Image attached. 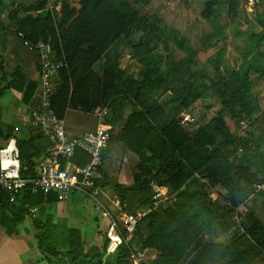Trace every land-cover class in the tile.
Here are the masks:
<instances>
[{"label":"trees","instance_id":"obj_1","mask_svg":"<svg viewBox=\"0 0 264 264\" xmlns=\"http://www.w3.org/2000/svg\"><path fill=\"white\" fill-rule=\"evenodd\" d=\"M50 1L59 5L58 11L47 7ZM215 3L216 0L204 2V18H209ZM78 4L79 8L75 9L67 0H38L26 11L40 13L29 15L23 22L17 21L16 33L22 32L28 40L49 42L55 59L63 62L64 67L59 72V81L50 100L51 109L60 119L62 117L56 112L54 103H73L79 95L88 91L96 93L100 90L97 95L99 102L95 106L101 104L106 105L105 108L112 107L113 98L123 93L133 100V105L139 104L141 107L142 111H133L125 120L119 139L132 151L149 154L141 160V164H151L154 177L164 188L165 197L174 198V202L163 215L153 214L148 218L151 233L143 238L140 250L155 248L159 252L157 259L150 264H254L264 253V226L251 214L246 213L240 223L243 234L231 233L225 244H216L212 240L216 231H229L223 221L224 213L238 208L253 185L264 182V174L258 176L250 171L256 165L257 169L264 172V157L260 155L258 147L250 143V133H246L244 138L230 135L221 112L213 119V131L200 128L193 137L182 129L179 119L154 122L160 105L157 97L152 99L151 94L160 85H164V91L171 92V100L182 105L191 95L196 94H191L194 86L189 81H184L181 89L173 90L169 87L178 73L189 72L191 61L186 59L174 62L171 57L162 58L159 53H152L143 47L142 40L150 30L157 29L155 17H146L127 3H119L117 0H78ZM256 25L262 30L248 35L238 69H226L224 76L219 79L220 84L229 90L226 97L222 96L223 108L238 109L240 117L248 121L260 110L257 97L251 92V74L264 77V64L261 62L264 55L253 51L264 42V14L256 18ZM136 35L138 37L135 39ZM118 40H125V45L137 50L141 48L140 52L150 56V61L144 65L145 60L138 59L141 70L137 79L127 77L125 71L119 69L116 60L104 67L101 78H96L92 66ZM136 57L132 56L135 60ZM163 59L165 63L161 70ZM216 69L219 71L218 66ZM11 75L15 76L16 73ZM90 86L92 88L88 89ZM130 130L135 136L136 145L141 146L139 149L124 139L123 135ZM218 135L220 139H216ZM222 139L233 145V151L227 150ZM17 147L19 162L27 165L26 168L20 166L22 176L33 178L36 167L28 141H18ZM238 150L243 152L241 157L237 156ZM230 157L233 158L232 162L227 160ZM194 173L207 179L210 187L220 186L225 191L226 204L220 207L221 215L214 207L215 204L207 198L203 183L201 189L184 191L183 187ZM105 185L103 175L100 186ZM145 186L149 189L148 182ZM117 190L119 187L116 186ZM37 195L27 193L16 204H8L5 195L0 192V202L10 206L24 205ZM39 221L34 220L35 228L41 231L38 249L48 263L59 264L66 256L70 259L82 257L87 264H97L101 259L98 253L90 256L95 248L85 253L71 250L68 243L62 244V240L53 237L50 225ZM114 263L136 264L126 247H121Z\"/></svg>","mask_w":264,"mask_h":264},{"label":"crops","instance_id":"obj_2","mask_svg":"<svg viewBox=\"0 0 264 264\" xmlns=\"http://www.w3.org/2000/svg\"><path fill=\"white\" fill-rule=\"evenodd\" d=\"M0 1V66H2L0 67V167L9 164V155L3 151L7 143L14 140L17 145L18 141L27 140L37 171L51 148L47 138L32 124L30 115L31 109L39 105V99L36 97V88L39 83V60L34 52L29 51L24 46L23 39L17 36L16 23L17 21L23 22L29 15L36 16L40 13V11H26L38 0ZM55 10H59V5L55 7ZM29 41L33 40L29 39ZM38 41L41 39H36L33 42ZM117 42L120 45L121 41ZM117 42L110 46L92 66L94 76L101 78L104 67L116 60L119 69L125 71L127 77L137 79L141 67L132 56L123 54V52L120 53L123 50L122 46L120 51L114 54L115 47L118 45ZM11 73H16V75L12 76ZM252 75L257 76L260 81L264 78L253 73L251 74L252 80ZM90 88L92 86L88 87V89ZM251 92L256 96L254 87H252ZM99 93L100 90L96 93L88 91L79 95L73 103L70 101L65 105H61L58 101L54 103V108L64 120L68 133L80 135L97 127L99 118L96 113L107 107L101 104L95 106V103L99 102L97 99ZM127 97L121 93L120 96L113 98L112 107L108 106L110 112L105 125L109 129L112 139L105 149L102 168L106 185L100 186L94 198L80 191H72L62 201L57 200L55 193H50L32 197L24 205L10 206L0 202V264H50L38 249V238L41 231L34 226L36 219H39L40 223L50 225L53 237L62 240V244L68 243L70 249L75 250V252L82 251L85 253L89 249L95 248L96 250L90 256L100 254L101 259L98 261L101 264H116L114 262L121 247H126L131 252L132 257L136 252L143 253V264H150L157 259L159 252L155 248L140 250L143 238L151 233L148 228V221L150 220L148 218L153 214L163 215L168 206L174 202V198H165L153 205L152 196L145 186L151 176V164H141V160L146 158L144 157L146 152L142 151L138 154L119 139V136L122 135V129H124L125 120L133 111H142L140 106L133 105V100ZM257 100L260 110L254 115L263 110L258 97ZM158 104L160 111L153 120L154 122L160 123L172 118L181 121L182 116L179 118L174 115L170 108L167 109L163 106L162 101L158 100ZM253 116H251V120ZM149 120L151 119L149 118ZM223 121L225 122V120ZM244 123L247 133H250L252 145L259 147L260 155L264 157V127L254 126L248 120H245ZM194 124H180V126L185 131L187 127ZM226 128L228 130L227 125ZM131 131L123 135L124 139L139 149L141 146L140 144L136 145L135 136ZM228 131L234 133L230 129ZM87 162L88 156L78 150L69 160H63L61 163L63 168L70 169L75 166L82 167ZM19 164L21 168L27 166L25 163L19 162ZM253 172L258 176L264 174L259 169ZM116 186L119 187L117 191ZM135 186L139 188H134ZM185 186L183 187L184 191H194V189ZM207 186H204L203 189L209 193L210 200L218 209V214L221 215L220 207L226 204L224 200L225 191L219 190L218 194L216 191L220 186ZM253 187L255 189L246 194L244 201L234 211L239 212L242 216L249 213L264 226V182L259 184L257 188L255 185ZM121 196L123 197L122 202ZM226 212L223 221L229 231L227 233L216 231L212 235V240L216 244H225L231 233L243 234L240 227L241 218L236 214L232 215L233 212L230 210ZM127 214H142L143 216L139 219L135 232L128 239V244L124 242L125 244L120 245L116 253L107 254L106 247L109 242L106 235L108 227L112 222L119 224L123 216ZM70 258L69 256L63 257L59 264H87L82 257ZM254 264H264V253L254 261Z\"/></svg>","mask_w":264,"mask_h":264},{"label":"rangeland","instance_id":"obj_3","mask_svg":"<svg viewBox=\"0 0 264 264\" xmlns=\"http://www.w3.org/2000/svg\"><path fill=\"white\" fill-rule=\"evenodd\" d=\"M117 1L127 3L146 17H155L154 22L157 29L150 30V33L142 40L143 47L148 48L152 53H159L162 58L171 57L174 62H182L186 59L191 61L189 72L178 73L175 76L176 80L169 83V87H172L173 90L181 89L184 81H189L194 86L191 94H196H190L185 105L171 100V92L164 91V85H160L157 91L152 92V99L157 97V101H162L163 106L167 109L170 108L173 114L179 118L190 111H195V124L185 129L191 137L198 133L200 128L213 131V119L218 112H221L228 130L234 131V133L229 132L230 135L244 138L247 133L245 120L240 117L238 109L223 108L222 96L226 97L229 90L220 84L219 79L224 76L226 69H236L239 66L242 49L247 45L248 35L259 33L262 30L256 25V18L264 14V0H256L253 6H247L243 0H216L209 18L202 16L204 2L208 0ZM67 2L71 7L79 8L78 0H67ZM56 6L58 4L55 1H50L48 8L55 10ZM137 37L136 35L135 39ZM118 41L121 43L119 45V42L116 41L118 45L115 47L114 54H117L122 46L123 50L120 53L134 55V57L136 55L137 63L140 58L145 60L144 65L150 61V56H146L143 51L140 52L141 48L137 50L132 46L125 45V40ZM251 46L253 45L251 44ZM219 51L221 53L218 54ZM253 51H259L264 55V42ZM261 62L264 64V59ZM164 63L163 59L160 64L161 70L164 68ZM138 65L141 67L139 63ZM217 66L219 71L216 69ZM252 77L254 93L261 102L263 110L254 115L250 123L261 128L264 127V78L260 81L257 76L252 75ZM219 135L216 136V139H220ZM222 141L227 150L233 151V145L226 143L223 139ZM250 143L252 144L251 138ZM242 155L243 152L238 150L237 156L241 157ZM147 156L144 153V157ZM227 160L232 162L233 158L230 157ZM253 167L255 168H251V172L257 169L256 165ZM225 168L228 166L225 165ZM207 181L194 173L185 187L194 190L201 189L202 183L208 187ZM259 184L261 183L258 182L254 185L257 188ZM218 188L216 193L222 190V188ZM252 189L255 188L252 187ZM205 193L209 198V193L206 191ZM232 212V215L236 214L241 218V221L243 220V216L239 212ZM125 241L128 244L127 238Z\"/></svg>","mask_w":264,"mask_h":264},{"label":"built area","instance_id":"obj_4","mask_svg":"<svg viewBox=\"0 0 264 264\" xmlns=\"http://www.w3.org/2000/svg\"><path fill=\"white\" fill-rule=\"evenodd\" d=\"M247 6H253L256 0H243ZM17 36L23 39L24 46L34 52L39 60V83L36 88V97L39 105L31 109V121L47 138L51 148L46 154L42 164L39 165L33 178L23 177L19 164V151L14 140L7 143L3 151L9 155V164L0 167V192L8 204H16L20 197L27 193L30 195H48L55 193L58 201L64 200L72 191L86 193L95 197L100 189L103 179V163L105 149L112 137L106 127V118L109 109L103 108L96 113L99 123L94 130L86 131L80 135L68 133L63 119H60L51 109L50 100L54 95L55 87L59 81V72L64 67L62 61L56 60L49 42H32L26 40L19 32ZM195 112L182 116L180 124H194ZM81 151L88 156V162L82 167L66 169L62 167L63 160H69L76 151ZM151 173L148 188L153 199V205L163 201L166 197L164 188L161 187ZM142 214L124 215L121 222H112L107 230V254L117 252L120 245L129 239L135 232ZM136 264L144 263V254L136 252Z\"/></svg>","mask_w":264,"mask_h":264},{"label":"water","instance_id":"obj_5","mask_svg":"<svg viewBox=\"0 0 264 264\" xmlns=\"http://www.w3.org/2000/svg\"><path fill=\"white\" fill-rule=\"evenodd\" d=\"M97 264H101L100 261H97Z\"/></svg>","mask_w":264,"mask_h":264}]
</instances>
